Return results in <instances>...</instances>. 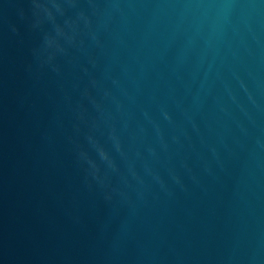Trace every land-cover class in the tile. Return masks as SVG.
<instances>
[{"label": "water", "instance_id": "obj_1", "mask_svg": "<svg viewBox=\"0 0 264 264\" xmlns=\"http://www.w3.org/2000/svg\"><path fill=\"white\" fill-rule=\"evenodd\" d=\"M0 264H264V0H0Z\"/></svg>", "mask_w": 264, "mask_h": 264}]
</instances>
